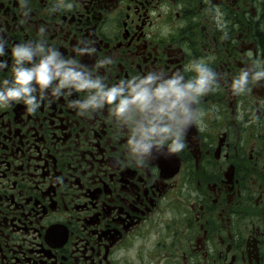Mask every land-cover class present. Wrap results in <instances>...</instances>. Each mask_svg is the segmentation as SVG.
<instances>
[{"label":"flooded vegetation","instance_id":"af4514ba","mask_svg":"<svg viewBox=\"0 0 264 264\" xmlns=\"http://www.w3.org/2000/svg\"><path fill=\"white\" fill-rule=\"evenodd\" d=\"M25 43L107 87L216 76L184 148L143 161L111 105L74 106L83 89L0 106V264H264V79L231 88L264 66V0H0V79Z\"/></svg>","mask_w":264,"mask_h":264},{"label":"clouds","instance_id":"9594fccd","mask_svg":"<svg viewBox=\"0 0 264 264\" xmlns=\"http://www.w3.org/2000/svg\"><path fill=\"white\" fill-rule=\"evenodd\" d=\"M219 26H223L222 22ZM12 56L11 78L0 79V106L23 102L27 111L35 112L38 92L42 95L49 89L59 95L68 86L83 89L85 98L73 101L74 106L81 114L88 115L105 104L111 105L113 115L129 128L126 145L129 154L140 161L150 156L157 146L167 145L172 152L184 148L182 130L196 119L188 105L213 90L216 76L206 66L196 64L193 66L196 75L188 80L183 76L162 80L159 74L149 73L107 87L99 77L74 71L75 62L60 59L54 49L25 43L13 48ZM250 79H264V66L260 62H254L251 70L241 71L232 81V90L245 92Z\"/></svg>","mask_w":264,"mask_h":264}]
</instances>
